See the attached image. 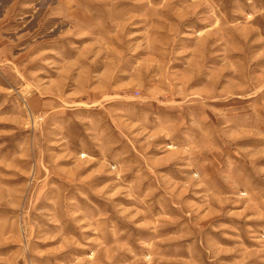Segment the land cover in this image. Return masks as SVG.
I'll return each instance as SVG.
<instances>
[{
	"label": "rangeland",
	"instance_id": "374dc122",
	"mask_svg": "<svg viewBox=\"0 0 264 264\" xmlns=\"http://www.w3.org/2000/svg\"><path fill=\"white\" fill-rule=\"evenodd\" d=\"M0 264H264V0H0Z\"/></svg>",
	"mask_w": 264,
	"mask_h": 264
}]
</instances>
